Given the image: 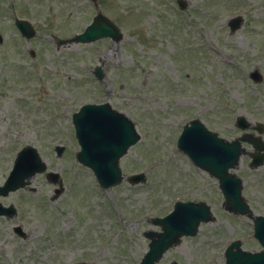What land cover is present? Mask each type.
I'll use <instances>...</instances> for the list:
<instances>
[{"label": "rangeland", "instance_id": "1", "mask_svg": "<svg viewBox=\"0 0 264 264\" xmlns=\"http://www.w3.org/2000/svg\"><path fill=\"white\" fill-rule=\"evenodd\" d=\"M95 5L123 40L57 47L53 39L84 30ZM261 6L264 0H192L182 11L175 0H0V185L26 145L39 150L65 185L52 201L54 186L38 175L30 189L0 198L18 208L28 232L26 240L14 237L0 221V264H69L91 255L96 264H141L145 232L159 231L151 217L171 212L176 200L207 202L216 221L184 238L159 264H224L236 239L260 251L252 220L225 211L218 181L193 166L177 141L193 119L227 140L241 135L237 117L264 124V80L256 84L249 76L254 70L264 76ZM238 13L249 17L229 35L227 24ZM15 18L31 21L37 36L23 39ZM99 64L103 81L92 76ZM86 103H109L137 122L142 139L121 168L125 177L146 172L144 185L125 181L105 191L77 163L72 115ZM58 144L67 149L61 158L53 150ZM250 161L244 156L236 173L254 214L264 215V165L252 170Z\"/></svg>", "mask_w": 264, "mask_h": 264}, {"label": "water", "instance_id": "2", "mask_svg": "<svg viewBox=\"0 0 264 264\" xmlns=\"http://www.w3.org/2000/svg\"><path fill=\"white\" fill-rule=\"evenodd\" d=\"M17 25L27 37L34 35L28 22L17 21ZM106 36H112L117 40L121 38L118 29L101 16L83 36L78 38V41L89 42ZM74 122L82 146L79 159L94 169L103 187L120 183L122 174L118 167L119 160L131 145L140 140L133 123L127 117L112 111L109 105L85 106L74 116ZM239 125L242 128L247 127L243 120H240ZM179 147L197 166L208 170L220 180L228 210L251 215L249 206L241 196V180L229 173V170L238 164L242 153L239 142L227 144L217 135L209 132L202 123L194 121L192 127H185L179 140ZM256 147L260 150L264 149L262 144ZM263 162L264 155L254 157L255 166ZM45 169V163L34 148L24 149L19 154L6 185L0 187V195H8L11 191L24 187L25 179ZM23 172L26 173L23 175ZM49 177L57 178L54 174ZM138 178L134 177V179ZM213 220L211 209L206 204L178 203L173 214L158 222L162 225L163 232L150 235L152 239L150 252L143 260V264H155L167 249L178 243L181 236H194L201 222ZM256 236L264 245V218L256 220ZM233 247H237L238 250L234 251ZM233 247L227 252V264H264V254L248 255L241 250L238 242Z\"/></svg>", "mask_w": 264, "mask_h": 264}, {"label": "flooded vegetation", "instance_id": "3", "mask_svg": "<svg viewBox=\"0 0 264 264\" xmlns=\"http://www.w3.org/2000/svg\"><path fill=\"white\" fill-rule=\"evenodd\" d=\"M261 8H263V6H261ZM261 12H263V11H261ZM6 219L12 221L13 218H6ZM12 231L15 233V227L12 228ZM15 234H16V233H15Z\"/></svg>", "mask_w": 264, "mask_h": 264}]
</instances>
